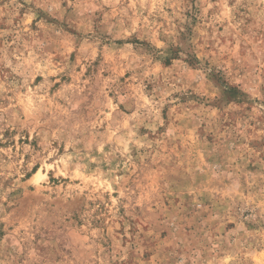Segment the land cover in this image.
<instances>
[{
    "label": "clouds",
    "instance_id": "clouds-1",
    "mask_svg": "<svg viewBox=\"0 0 264 264\" xmlns=\"http://www.w3.org/2000/svg\"><path fill=\"white\" fill-rule=\"evenodd\" d=\"M85 172L118 193L90 264L264 240V0H0V202Z\"/></svg>",
    "mask_w": 264,
    "mask_h": 264
},
{
    "label": "rangeland",
    "instance_id": "rangeland-1",
    "mask_svg": "<svg viewBox=\"0 0 264 264\" xmlns=\"http://www.w3.org/2000/svg\"><path fill=\"white\" fill-rule=\"evenodd\" d=\"M221 12L227 15L223 9ZM217 31L223 32V26ZM10 131L15 135V130ZM28 142L29 136L12 141L13 144ZM261 143L256 138L249 146L255 148ZM43 183L37 175L32 186L17 188L9 193L7 200L0 202V264H90L88 233L94 232L100 222L105 202L114 200L118 193L105 191L102 175L87 172L75 185L63 184L52 176L48 186L39 190L36 186ZM244 227L246 234H237L207 254L210 264H264V240L259 236V228ZM235 229L236 225L230 223L228 232Z\"/></svg>",
    "mask_w": 264,
    "mask_h": 264
}]
</instances>
